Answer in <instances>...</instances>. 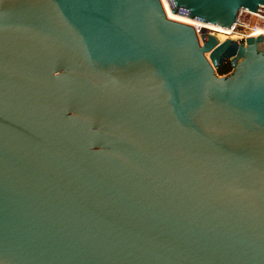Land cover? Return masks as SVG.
Here are the masks:
<instances>
[{
	"label": "water",
	"instance_id": "obj_1",
	"mask_svg": "<svg viewBox=\"0 0 264 264\" xmlns=\"http://www.w3.org/2000/svg\"><path fill=\"white\" fill-rule=\"evenodd\" d=\"M199 40L160 0H0V264H264V36Z\"/></svg>",
	"mask_w": 264,
	"mask_h": 264
},
{
	"label": "built area",
	"instance_id": "obj_2",
	"mask_svg": "<svg viewBox=\"0 0 264 264\" xmlns=\"http://www.w3.org/2000/svg\"><path fill=\"white\" fill-rule=\"evenodd\" d=\"M172 15L176 17H180V18H185V17L178 16L175 14H172ZM253 19H257V22H260L261 25H257V22L253 21ZM194 21L196 23H194L193 25H188V26H190L193 29L199 42H200L199 40L200 34L202 32H206L212 35L213 37H215L218 42H222L226 40V38H228L230 40L242 43L247 38H253V37L258 36V35H253L257 28H260V29L264 28V7L261 6L258 9L257 13L240 10L236 16L235 23L232 24L229 29L222 28L224 29V31L222 32L215 31L214 29H205L203 27V24H206V23H202L196 20ZM219 34L224 38V40H219V37H218L220 36Z\"/></svg>",
	"mask_w": 264,
	"mask_h": 264
},
{
	"label": "bare ground",
	"instance_id": "obj_3",
	"mask_svg": "<svg viewBox=\"0 0 264 264\" xmlns=\"http://www.w3.org/2000/svg\"><path fill=\"white\" fill-rule=\"evenodd\" d=\"M160 3H161L162 10H163V13H164V16L166 19H169L171 21L174 20V21L180 22L182 24H185L187 26L193 25L194 23H196L194 20L187 19V18H180V17H176V16L172 15L169 11V8H168L165 0H160ZM253 21L257 22V19H253ZM257 25H261V23L257 22ZM203 27L205 29H214L215 31H218V32L224 31V29H222L218 26L210 25V24H203ZM253 35H264V28H261V29L257 28Z\"/></svg>",
	"mask_w": 264,
	"mask_h": 264
},
{
	"label": "trees",
	"instance_id": "obj_4",
	"mask_svg": "<svg viewBox=\"0 0 264 264\" xmlns=\"http://www.w3.org/2000/svg\"><path fill=\"white\" fill-rule=\"evenodd\" d=\"M226 64H228V63H226ZM226 64H224L221 68L216 70V73L218 75H224L230 71L229 64L227 66H226Z\"/></svg>",
	"mask_w": 264,
	"mask_h": 264
},
{
	"label": "rangeland",
	"instance_id": "obj_5",
	"mask_svg": "<svg viewBox=\"0 0 264 264\" xmlns=\"http://www.w3.org/2000/svg\"><path fill=\"white\" fill-rule=\"evenodd\" d=\"M220 35V34H219ZM219 37V40H224V38L220 35V36H218ZM226 39H228V38H226ZM218 75V74H217ZM220 76V75H219Z\"/></svg>",
	"mask_w": 264,
	"mask_h": 264
},
{
	"label": "flooded vegetation",
	"instance_id": "obj_6",
	"mask_svg": "<svg viewBox=\"0 0 264 264\" xmlns=\"http://www.w3.org/2000/svg\"><path fill=\"white\" fill-rule=\"evenodd\" d=\"M228 64H226V66H227Z\"/></svg>",
	"mask_w": 264,
	"mask_h": 264
}]
</instances>
